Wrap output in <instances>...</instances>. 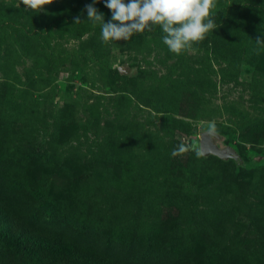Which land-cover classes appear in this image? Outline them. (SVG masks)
<instances>
[{"label": "rangeland", "instance_id": "obj_1", "mask_svg": "<svg viewBox=\"0 0 264 264\" xmlns=\"http://www.w3.org/2000/svg\"><path fill=\"white\" fill-rule=\"evenodd\" d=\"M93 3L0 0L6 180L42 179L70 223L40 221L41 233L114 264H264V0H216L219 27L180 55L156 27L103 42ZM94 6L111 21L105 0ZM210 122L250 169L197 157ZM33 204L3 226H34Z\"/></svg>", "mask_w": 264, "mask_h": 264}, {"label": "clouds", "instance_id": "obj_2", "mask_svg": "<svg viewBox=\"0 0 264 264\" xmlns=\"http://www.w3.org/2000/svg\"><path fill=\"white\" fill-rule=\"evenodd\" d=\"M33 10L52 3V0H21ZM98 0H94V3ZM93 4L86 5L88 21L101 27L103 42L130 40L137 33L151 32L159 26L162 30V42L170 52L180 55L191 50L195 43L217 29L215 19L216 0H105L106 7L112 11L111 21L105 22L104 14ZM81 23L79 17L75 24ZM256 41L264 43V39ZM210 132H215V123L208 125ZM197 157L203 153L191 146ZM190 150L185 143L179 144L172 152L173 157Z\"/></svg>", "mask_w": 264, "mask_h": 264}, {"label": "trees", "instance_id": "obj_3", "mask_svg": "<svg viewBox=\"0 0 264 264\" xmlns=\"http://www.w3.org/2000/svg\"><path fill=\"white\" fill-rule=\"evenodd\" d=\"M156 29L159 30L160 27L156 26ZM36 157L44 163L51 158L47 154H39ZM2 160L0 154V264H114L116 259L107 254L80 249L74 243H69L60 237L54 239L44 236L40 231V226H38L40 221L65 228L70 223L68 217L56 212L58 206L54 202L51 203L43 194L44 182L42 179H38L36 188L19 179H17L18 181L6 180ZM229 161L233 162L232 160ZM244 168L250 169L251 164L244 162ZM240 169L243 168H235L236 171ZM25 170H23V174L27 175ZM26 202L27 204L29 202L34 203L30 208L34 211L29 217L33 220L30 225L34 226H25L27 229L20 234H15L4 227L1 220L5 219L6 222H9L10 210H13L12 213L15 214L12 216H16L19 214L21 206L25 205ZM12 206H15V209ZM73 226H77V224L75 223ZM130 239L135 245L137 238L131 237ZM153 247L151 246V249Z\"/></svg>", "mask_w": 264, "mask_h": 264}, {"label": "water", "instance_id": "obj_4", "mask_svg": "<svg viewBox=\"0 0 264 264\" xmlns=\"http://www.w3.org/2000/svg\"><path fill=\"white\" fill-rule=\"evenodd\" d=\"M119 71L122 72L121 69ZM199 136V151L203 153L202 156L207 157L211 155L225 161L232 160L236 167L244 166L243 159L235 149L230 146L219 147L217 145V141L220 140L218 134L206 129Z\"/></svg>", "mask_w": 264, "mask_h": 264}]
</instances>
